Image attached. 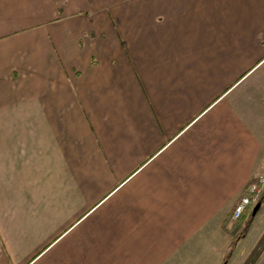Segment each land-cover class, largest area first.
<instances>
[{"label": "crops", "instance_id": "1", "mask_svg": "<svg viewBox=\"0 0 264 264\" xmlns=\"http://www.w3.org/2000/svg\"><path fill=\"white\" fill-rule=\"evenodd\" d=\"M262 174L264 0H0V264H221Z\"/></svg>", "mask_w": 264, "mask_h": 264}, {"label": "rangeland", "instance_id": "2", "mask_svg": "<svg viewBox=\"0 0 264 264\" xmlns=\"http://www.w3.org/2000/svg\"><path fill=\"white\" fill-rule=\"evenodd\" d=\"M252 204L254 203H250L249 205H252ZM248 206L246 208H248ZM255 214L256 215H254L252 221L249 223V226L245 234L246 238L242 242V244H240L239 246L240 248L238 249L236 253L235 260L239 258L240 253H244V251L248 250L252 246V244L256 245L258 239H260V237L262 236L263 238L261 240V243L257 246L252 259L247 264H264V200ZM235 222L236 220H232L229 217L228 222H227V225H229L228 228L231 227V225H233V223ZM255 245L253 246V248L255 247Z\"/></svg>", "mask_w": 264, "mask_h": 264}, {"label": "trees", "instance_id": "3", "mask_svg": "<svg viewBox=\"0 0 264 264\" xmlns=\"http://www.w3.org/2000/svg\"><path fill=\"white\" fill-rule=\"evenodd\" d=\"M263 200H264V184H263V189L260 192L259 197L254 202V204L249 205L246 211H244V213L240 216V218L237 219L236 222L233 223V225H231V227L226 228L228 234L230 235V241L228 243L227 250H226V253L224 254L221 264H225L227 262L237 241L245 236L249 223L252 221L254 217V215L252 214L253 206L256 203H260L261 205ZM223 227L225 228L224 225ZM262 238L263 237L261 236L260 239H258L255 247L252 248V250L249 252L248 256L246 257V259L244 260L242 264H247L252 259L255 253V249L261 243Z\"/></svg>", "mask_w": 264, "mask_h": 264}, {"label": "built area", "instance_id": "4", "mask_svg": "<svg viewBox=\"0 0 264 264\" xmlns=\"http://www.w3.org/2000/svg\"><path fill=\"white\" fill-rule=\"evenodd\" d=\"M264 184V174L254 177L253 179L249 180L246 185L244 186L240 197L236 200L230 218L232 220H237L240 216L246 211V207L250 203H254Z\"/></svg>", "mask_w": 264, "mask_h": 264}, {"label": "water", "instance_id": "5", "mask_svg": "<svg viewBox=\"0 0 264 264\" xmlns=\"http://www.w3.org/2000/svg\"><path fill=\"white\" fill-rule=\"evenodd\" d=\"M260 207V203H256L254 206H253V209H252V214L255 215V213L258 211Z\"/></svg>", "mask_w": 264, "mask_h": 264}]
</instances>
